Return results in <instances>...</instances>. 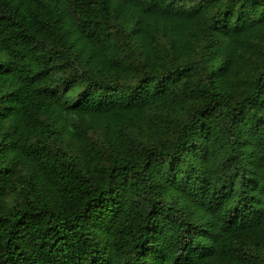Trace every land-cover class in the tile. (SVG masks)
<instances>
[{
  "label": "trees",
  "instance_id": "1",
  "mask_svg": "<svg viewBox=\"0 0 264 264\" xmlns=\"http://www.w3.org/2000/svg\"><path fill=\"white\" fill-rule=\"evenodd\" d=\"M0 264H264V0H0Z\"/></svg>",
  "mask_w": 264,
  "mask_h": 264
}]
</instances>
